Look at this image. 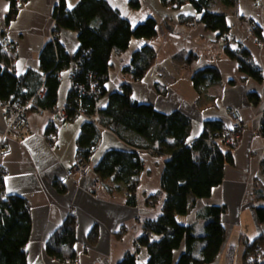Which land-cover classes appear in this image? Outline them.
Wrapping results in <instances>:
<instances>
[{
	"label": "crops",
	"instance_id": "obj_1",
	"mask_svg": "<svg viewBox=\"0 0 264 264\" xmlns=\"http://www.w3.org/2000/svg\"><path fill=\"white\" fill-rule=\"evenodd\" d=\"M104 1L126 21L132 35L124 52L111 54L105 96L98 109L106 106L110 94L122 84H128L131 97L137 103L150 104L162 114L179 112L187 117L190 121L188 142L201 136L206 123L229 128L230 111L240 112L244 127L232 151L233 165L225 166L222 183L212 189L209 197L196 200L186 215L178 217L181 224L193 226L199 232L204 223L198 218L199 213L211 206L224 207L220 220L225 240L212 264H229L232 248L237 257L238 251H244L245 238L251 242L264 233V222L258 221L255 210L264 207V200L256 197L259 190L264 191V172L260 168L264 160V138L259 133L264 114V0H236L232 8H227L220 0H211L208 8L210 12L225 14L229 39L246 48L251 62L263 76L261 81L240 72L238 63L224 53L223 41L218 39L217 33L199 22L201 14L190 2L175 7L166 5L163 0ZM60 2L26 0L14 19L6 24L9 2L0 0V36L9 41V46L4 48L12 56L11 68L16 76L23 77L28 72L41 75L39 53L54 35V14ZM78 2L64 0L68 9ZM236 13L252 23L260 32L259 37L248 31ZM182 18L194 21L181 22ZM56 37L70 58L76 56L80 44L75 32L60 29ZM143 47L154 52L155 60L136 81L122 70L129 64L133 52ZM73 68L70 63L59 73L57 107L66 104L72 88ZM205 68L216 69L220 81L208 84L199 93L191 78ZM251 95L255 96V102ZM2 103L0 100V140L6 127ZM87 121L77 117L60 124L52 113L31 112L23 136L5 138V152L0 155L3 191L6 196L24 198L30 209L28 264H118L128 252L135 254L137 264H147L146 248L136 247L135 241L142 234V222L156 219L161 213L165 198L161 176L168 157L158 156L151 149L128 146L115 133L100 126L98 114L92 118L100 130L87 162L92 169L110 150L136 152L143 163L136 204L128 205L123 185L101 181L94 173L66 175L77 163V140ZM123 134L137 144L143 143L129 132ZM156 195V199L150 198ZM69 214L76 221L75 259L60 262L47 256L46 243ZM184 250L183 241L172 252V264L177 263Z\"/></svg>",
	"mask_w": 264,
	"mask_h": 264
},
{
	"label": "trees",
	"instance_id": "obj_2",
	"mask_svg": "<svg viewBox=\"0 0 264 264\" xmlns=\"http://www.w3.org/2000/svg\"><path fill=\"white\" fill-rule=\"evenodd\" d=\"M7 1L10 8L6 24L14 19L26 0ZM163 1L175 7L190 2L201 14L199 22L207 30L217 33L218 39L223 41L224 53L238 63L240 72L257 81L263 79L260 70L251 62L246 48L229 39L225 14L208 10L211 0ZM220 1L227 8L236 4V0ZM54 19V35L39 53L41 75L28 72L23 77L16 76L11 68L12 56L0 42L1 102L24 103L33 98L35 107L26 110L25 126L29 113L37 114V108L54 114L57 109L59 73L72 63V88L65 104L67 121L77 118L81 110L88 119L77 140V162L87 163L98 142L100 130L91 121L96 114L99 115L100 126L115 133L128 146L140 150L151 149L158 156L168 157L161 176V190L165 196L161 213L156 219L142 222V234L135 241L136 247L146 248L149 255L147 264H172V252L183 241L185 250L176 264L214 263L225 240V230L220 220L224 207L211 206L199 213L198 218L204 222L199 232L193 226L181 224L178 217L186 215L196 200L209 197L212 189L222 183L225 166L233 165L232 151L238 144L241 130L230 132L229 128L206 123L201 136L188 142L190 121L187 117L179 112L162 114L150 104L137 103L131 97L130 86L125 83L109 95L104 108L98 109L99 102L105 96L104 84L111 54L124 52L128 48L132 35L130 27L104 0H79L72 9H68L64 0H61ZM181 20L187 23L194 21L186 18ZM60 29L77 34L80 49L73 58L68 56L56 37ZM253 32L259 37L260 32L255 27ZM190 57H187L188 62ZM154 60V52L149 47H143L133 52L122 73L138 81ZM191 80L200 93L208 84L219 82L220 75L216 69L205 68L194 73ZM93 82L96 85L92 89ZM40 88H43V94L36 96ZM250 97L255 102V96ZM124 132L142 139L143 143L133 142L125 137ZM259 133L264 138V114ZM260 168L264 172V160L260 162ZM142 169L143 163L136 152L110 150L95 164L93 173L101 181L123 184L127 204L135 205L138 176ZM1 180L0 264H28L26 246L31 233L29 205L20 196H6L3 178ZM256 197L264 200V191L259 190ZM150 198L156 199L157 195ZM255 210L258 221L263 223L264 207ZM75 227V218L69 214L62 226L48 239L47 256L60 262L74 261ZM91 235L93 233L90 234L92 239ZM243 244L241 264H264V233L251 242L245 238ZM231 250L229 264H233L235 259L234 248ZM118 264H137L135 254L128 252Z\"/></svg>",
	"mask_w": 264,
	"mask_h": 264
},
{
	"label": "built area",
	"instance_id": "obj_3",
	"mask_svg": "<svg viewBox=\"0 0 264 264\" xmlns=\"http://www.w3.org/2000/svg\"><path fill=\"white\" fill-rule=\"evenodd\" d=\"M236 17L240 18L241 22L245 24L248 27V31L250 33L253 32L252 23L248 19L241 18L239 14L236 13ZM0 42L5 46H9V41L6 37L1 36ZM96 85L95 82L91 83V88L93 89ZM43 94V88H40L39 91L36 93V96H41ZM31 107H35V104L33 102V98L29 99L28 101L24 103H16V102H3L1 105V109L3 112V115L6 120V127H5V133L4 137L0 140V155H2L5 152V138L8 135H14L17 137L23 136L24 131L26 130V110H28ZM37 114L43 115L45 112L37 108ZM230 132H236L239 130H242L244 125L241 120V115L238 110H232L230 111ZM55 120L59 122L60 124L66 122L68 120V116L65 110V105L61 107H57L55 113H54ZM78 117H84V112L81 110L78 112ZM216 135V134H215ZM52 138V136H51ZM74 172H77L83 176H87L90 174H93V169L90 167L88 163H80L77 162L74 167L66 172V175L68 177H71ZM3 178V172L0 173V187L2 184ZM97 184V182H96Z\"/></svg>",
	"mask_w": 264,
	"mask_h": 264
},
{
	"label": "rangeland",
	"instance_id": "obj_4",
	"mask_svg": "<svg viewBox=\"0 0 264 264\" xmlns=\"http://www.w3.org/2000/svg\"><path fill=\"white\" fill-rule=\"evenodd\" d=\"M120 185H123V184L120 183ZM96 186H97V184L96 185L94 184V187H96ZM241 255H242V253L240 251H238L237 254H236L237 257H235V260H234V264H241L240 263V261H241Z\"/></svg>",
	"mask_w": 264,
	"mask_h": 264
}]
</instances>
